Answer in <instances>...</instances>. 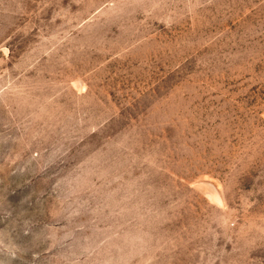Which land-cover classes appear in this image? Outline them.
<instances>
[{"label":"rangeland","instance_id":"rangeland-1","mask_svg":"<svg viewBox=\"0 0 264 264\" xmlns=\"http://www.w3.org/2000/svg\"><path fill=\"white\" fill-rule=\"evenodd\" d=\"M0 264H264V0H0Z\"/></svg>","mask_w":264,"mask_h":264}]
</instances>
